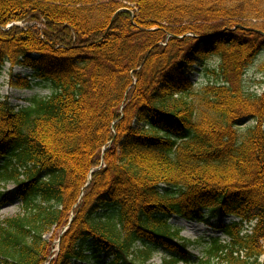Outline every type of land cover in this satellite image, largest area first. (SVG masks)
I'll return each instance as SVG.
<instances>
[{"label":"trees","instance_id":"16d2710c","mask_svg":"<svg viewBox=\"0 0 264 264\" xmlns=\"http://www.w3.org/2000/svg\"><path fill=\"white\" fill-rule=\"evenodd\" d=\"M262 54L264 0H0V68L54 89L0 100V182L22 203L0 264H190L195 244L198 264H264V90L245 86ZM212 61L196 87L187 71Z\"/></svg>","mask_w":264,"mask_h":264},{"label":"rangeland","instance_id":"374dc122","mask_svg":"<svg viewBox=\"0 0 264 264\" xmlns=\"http://www.w3.org/2000/svg\"><path fill=\"white\" fill-rule=\"evenodd\" d=\"M9 25L8 27L12 26ZM14 25L25 26L24 23H14ZM264 59V54L260 56L256 64H254L246 73L245 86L250 91L262 93L264 90V74L258 71L260 62ZM218 65L217 61L207 62L203 66H195L193 69L187 71L188 76L196 87H203L213 81L215 77L210 73L215 66ZM213 66V67H212ZM32 75V71L25 68L15 67L11 70V66L6 64L3 68H0V100L6 98L9 100L12 106L16 108L27 107L30 105V101L34 98L44 99L50 97L54 93V89L44 82L38 80L33 81L31 89L17 88L10 84L13 77H27ZM244 125L241 128H247L255 125V122L246 118L243 120ZM0 193L7 196L8 202L0 207V219L11 218L22 213V203L18 197V191L15 184L3 185L0 182ZM233 217L224 219V222L230 223L233 221ZM213 224H217L218 218L211 220ZM170 223L181 230L182 236L191 242H203L209 238L219 237L222 234L215 228H212L204 223L189 222V225L185 226L181 218L173 217ZM65 227L56 229L47 234V237L51 240L53 249L51 251V257H55V253L58 250L59 236L64 232ZM225 239L224 236H222ZM204 244H195L189 251L192 255V262L190 264H198L197 261L203 257ZM168 254L164 251H158L154 255V258L149 264H162L163 260L168 258ZM264 261V258L261 259ZM94 264V263H91ZM184 264V263H180Z\"/></svg>","mask_w":264,"mask_h":264},{"label":"bare ground","instance_id":"6f19581e","mask_svg":"<svg viewBox=\"0 0 264 264\" xmlns=\"http://www.w3.org/2000/svg\"><path fill=\"white\" fill-rule=\"evenodd\" d=\"M181 221H182V223H183L185 226L189 225V222H187V221H185V220H183V219H181Z\"/></svg>","mask_w":264,"mask_h":264}]
</instances>
